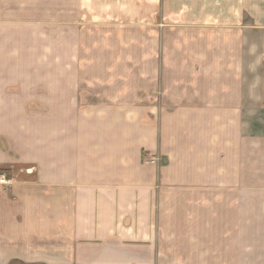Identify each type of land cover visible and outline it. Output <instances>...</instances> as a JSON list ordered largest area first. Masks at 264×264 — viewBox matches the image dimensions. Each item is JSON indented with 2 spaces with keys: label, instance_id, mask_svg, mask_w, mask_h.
Returning <instances> with one entry per match:
<instances>
[{
  "label": "crops",
  "instance_id": "obj_1",
  "mask_svg": "<svg viewBox=\"0 0 264 264\" xmlns=\"http://www.w3.org/2000/svg\"><path fill=\"white\" fill-rule=\"evenodd\" d=\"M183 2L135 60L0 78V264H264V0Z\"/></svg>",
  "mask_w": 264,
  "mask_h": 264
},
{
  "label": "rangeland",
  "instance_id": "obj_2",
  "mask_svg": "<svg viewBox=\"0 0 264 264\" xmlns=\"http://www.w3.org/2000/svg\"><path fill=\"white\" fill-rule=\"evenodd\" d=\"M183 1L0 0V78L28 81L25 84L37 89L48 65L64 53L67 58L74 44L78 58L135 60L138 42L167 41L165 28L185 26L181 16L171 15L184 9ZM258 54L264 57L263 50ZM244 71L246 91L263 93L264 60L244 66ZM29 103L39 109L35 100ZM257 110L248 117L262 124L264 114Z\"/></svg>",
  "mask_w": 264,
  "mask_h": 264
},
{
  "label": "built area",
  "instance_id": "obj_3",
  "mask_svg": "<svg viewBox=\"0 0 264 264\" xmlns=\"http://www.w3.org/2000/svg\"><path fill=\"white\" fill-rule=\"evenodd\" d=\"M0 184L2 185L10 184V179L6 176V174H0Z\"/></svg>",
  "mask_w": 264,
  "mask_h": 264
},
{
  "label": "trees",
  "instance_id": "obj_4",
  "mask_svg": "<svg viewBox=\"0 0 264 264\" xmlns=\"http://www.w3.org/2000/svg\"><path fill=\"white\" fill-rule=\"evenodd\" d=\"M0 173H1V169H0Z\"/></svg>",
  "mask_w": 264,
  "mask_h": 264
}]
</instances>
